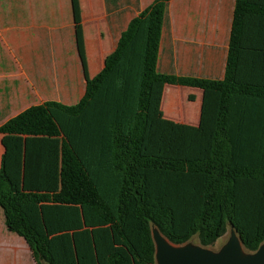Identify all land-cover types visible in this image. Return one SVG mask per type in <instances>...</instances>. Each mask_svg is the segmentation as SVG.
<instances>
[{
  "label": "trees",
  "instance_id": "trees-1",
  "mask_svg": "<svg viewBox=\"0 0 264 264\" xmlns=\"http://www.w3.org/2000/svg\"><path fill=\"white\" fill-rule=\"evenodd\" d=\"M104 2L117 14L137 6ZM168 3L132 15L89 77L79 0H70L82 97L31 105L0 124V207L36 264H155L151 225L173 244L196 235L210 245L227 224L249 251L264 241V0L233 1L221 79L159 70ZM155 82L219 94L207 157L141 152ZM23 135L60 138V164L48 172L57 190L19 188ZM46 160L45 148L34 149L27 173L43 181Z\"/></svg>",
  "mask_w": 264,
  "mask_h": 264
},
{
  "label": "crops",
  "instance_id": "crops-1",
  "mask_svg": "<svg viewBox=\"0 0 264 264\" xmlns=\"http://www.w3.org/2000/svg\"><path fill=\"white\" fill-rule=\"evenodd\" d=\"M153 0L106 11L104 0H79L87 73L94 76L114 48L115 36ZM234 0H169L159 70L221 79ZM108 17V19H107ZM70 0H0V124L28 106L47 101L75 104L84 78L73 39ZM219 94L195 86L152 84L141 152L195 159L210 152ZM47 152L46 177L30 187L52 192L49 169L60 164V138L23 135L22 179L33 168V151ZM4 151L0 133V163ZM55 173V171H54ZM177 174L175 179L180 178ZM39 181V182H37ZM51 182V183H50ZM36 264L25 239L9 230L0 207V264ZM46 264V263H44Z\"/></svg>",
  "mask_w": 264,
  "mask_h": 264
},
{
  "label": "water",
  "instance_id": "water-1",
  "mask_svg": "<svg viewBox=\"0 0 264 264\" xmlns=\"http://www.w3.org/2000/svg\"><path fill=\"white\" fill-rule=\"evenodd\" d=\"M231 237L219 250L189 244L175 245L156 228L151 229L157 264H264V241L254 251L244 253L240 237L230 225Z\"/></svg>",
  "mask_w": 264,
  "mask_h": 264
},
{
  "label": "rangeland",
  "instance_id": "rangeland-1",
  "mask_svg": "<svg viewBox=\"0 0 264 264\" xmlns=\"http://www.w3.org/2000/svg\"><path fill=\"white\" fill-rule=\"evenodd\" d=\"M48 179L50 181H52V178L51 177H49ZM25 182L27 184L26 187H31L32 184H33V177H31V175L29 173H27V175L25 176ZM37 182H39V181H37ZM151 229H155V227L153 225H151ZM230 237H231V228H230V225L227 224L226 230L223 233V235H221L220 237H218L210 245H206V246L201 245L200 242H199V240H198V237L196 235H192L186 242H184L182 244H175V245H184V244H189V245H192V246L199 245V246H203L205 248H208V249L217 251L223 245H225L228 242V240L230 239ZM249 252H250L249 250H247V249L244 248V253H249ZM21 264H27L26 260H22L21 261ZM155 264H157L156 261H155Z\"/></svg>",
  "mask_w": 264,
  "mask_h": 264
}]
</instances>
